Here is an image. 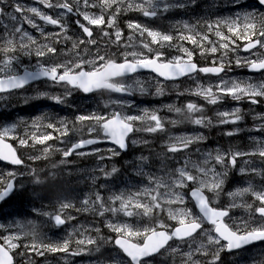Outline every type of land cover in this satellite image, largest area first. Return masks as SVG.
Masks as SVG:
<instances>
[{"label":"snow or ice","instance_id":"6c2138e0","mask_svg":"<svg viewBox=\"0 0 264 264\" xmlns=\"http://www.w3.org/2000/svg\"><path fill=\"white\" fill-rule=\"evenodd\" d=\"M190 2H194V0H190ZM39 3L44 8L61 11H57L56 15L53 16L36 6H21L20 3H16L12 13L9 15L12 24L0 25V93L22 89L30 82L45 78L55 85L61 87L68 86L85 94L107 91L109 93L134 96L136 94L134 87L128 83L127 78L140 69H147L165 81L177 80L184 76L191 77L194 73L219 77L214 84L204 86L198 83L196 88L191 91L192 95L205 99L211 105L222 102L225 97L234 101L247 98L253 105L260 102L257 98H264V81L253 83L251 81H238L231 78L225 79L221 76V73H226L230 70L231 58H228L227 61L225 60L228 57V53L240 50V46L237 45L238 40L245 41L242 50L250 53V56L255 58L236 59V66L247 67L250 72L264 73V53L257 54L253 51L255 49H264V0H255V5L251 8L248 6L247 0H229V5L234 11L229 13L227 17H221L215 21H198V24L204 25L205 31H200L196 26L191 24L184 25L189 34L185 35L181 32L179 39L181 41L186 40L193 46L200 47L201 54L209 52L213 56L211 66L202 67L193 61V52L183 46L177 48L179 52L183 53V56L164 59L165 53L161 49L165 46L169 48L173 46V34L150 28L138 22H128L127 27L132 32V35L127 37L128 43L126 45L122 43L124 32L117 24L119 15L134 10L141 12L146 18H156L158 15H164L172 9L187 7V3L183 2V0H176L175 3H165L163 0H160L159 3H157V0H146L145 3H140L139 0H136V2H133V0H100L99 5L94 0H39ZM5 5L10 7V0H0V16L7 13ZM96 7L100 8L99 14L87 11L89 8ZM25 12L32 15H25ZM16 13H19L20 16H17ZM105 13H107V16ZM70 14H75L81 17L82 21L87 22L85 24L81 22V19L75 21L77 27L82 30L83 37L70 35V26L64 21V17ZM32 16L37 17L39 21H43L47 25L54 26L59 31L51 34L45 33L41 25ZM21 20L40 32L45 42L39 43L23 27V23H17V21ZM89 25L92 27H89ZM241 27L243 31H241ZM93 29L98 30L100 39L96 38L97 33ZM225 29L226 32L224 31ZM145 33L151 42H145L144 39L139 40L138 43L144 51H126L121 54L123 60L113 59L106 52L101 51L102 43L105 47L114 44L117 47L126 46L132 48V42L135 37L139 36L143 38ZM213 33L221 41L218 46L216 41L211 39V34ZM53 37L54 39L48 42ZM104 37H107L106 41L103 40ZM68 41L72 42V48L77 50V55H80L82 52L91 55L92 58L81 57L77 61L57 63L49 66L37 65L34 71L25 69L23 75H17L12 71L13 64L17 59V53L30 56L35 52L37 57H44L47 54L56 55L58 48L55 45ZM205 42L210 47L205 48ZM153 45H159V48H154ZM81 46L84 47L81 48ZM221 50L223 51L217 59L216 54L221 52ZM185 56L187 59H184ZM129 57H132V59H129ZM140 92H144L143 86L140 87ZM163 93V88L158 87L156 89L157 95H163ZM40 95L53 100L57 104L66 103L65 97L62 95L48 96L47 93H40ZM66 95H71V92L67 91V88ZM112 103L117 105L128 104L131 107L130 102L119 99L113 100ZM186 108L190 114L188 119L194 125L208 127L213 123L211 119L203 115L193 118L191 114L203 111L196 103L188 102ZM168 110L177 113L182 111L181 108H174L172 105H168ZM217 116L219 124H236L244 118L242 110L239 107L230 111H218ZM261 119L264 120V117H261ZM39 121L40 118L38 117L33 122V125L36 127L41 126ZM173 123L175 124L176 122L173 121ZM140 124H143V126H139ZM76 125L86 126L89 138L79 139L72 142L69 147L57 149L62 152L64 158L61 163H71L67 158L73 154L79 156L99 154L101 152L99 148H91L88 152L78 150L104 142L116 146L115 148L110 147L107 149V152L110 153L107 158L111 159L127 151L130 134L136 132L154 134L165 130L162 117L157 112L148 110H144L143 115H133L117 110L109 114L102 112L87 115L79 114L73 122L74 128ZM43 126L52 129L53 132L45 134L32 133L26 134L25 137H16L15 125L3 127L0 130V161L17 166L24 164V160L18 155L13 145L6 142L9 139H18L19 144L23 147H33L36 144L46 145L48 141L55 138L54 133H59L61 137H64L68 136L70 132L68 124L64 121H61L60 126L51 121ZM254 131L264 133V123L255 125ZM233 134L231 130L226 133L229 136ZM203 139L202 134L177 136L168 145L167 152L173 154L182 152ZM250 139L252 138L250 137ZM255 139L264 140V136ZM131 143L136 144L137 141L132 140ZM49 151L50 146L43 148L45 158H47ZM257 154L264 161V145L253 149L251 152L237 150L231 153H221L217 151L214 157L212 153H206L205 164H209L212 159H215L217 164L225 167V171L217 172L214 167L198 168V171L202 173L201 177L193 175L186 167H178L174 171L170 170L165 174L167 180L164 177H157L156 174L151 173L148 174L149 185L154 184L155 187L145 186L140 190H130L128 193H114L108 198L111 202L110 204L106 203L103 195L97 191L94 201L85 198L82 201L85 207L77 208L76 210H92L101 217H105V214L109 212L112 213L113 217H116L120 213L126 217H133L140 215V213L134 212L131 209L143 208L144 215H148L153 208H161L162 203L169 205L184 204L185 194L182 190L189 188L192 184H198V186L190 188V195L195 200L199 215L187 208H180L175 211L169 210V217L176 221L175 225H167L161 222L155 227L145 226L143 228L130 223L108 220L105 226L115 233V236L106 240L101 236V239L107 244L114 245L115 248L123 253V256L115 264H153V260L149 259L150 257L161 254L162 249L178 251L183 244H187L189 248V251L183 253L187 258V264H222L221 254L223 252L226 251L238 257L247 251V246L257 242H264V185L259 189L249 185L227 193L234 201L229 207H236L235 198L243 197L245 194H251L254 202H258L243 205L249 210V219L245 220L242 226L236 227L231 226L228 220L225 219L226 217H230L229 208H217L213 206L215 202L211 197L206 195L205 190L219 196L223 191L225 177L228 174L225 161L227 160L228 165L235 167L239 157ZM105 158L102 154L98 155L99 160H104ZM169 158L175 159L174 156ZM30 159L39 160L41 157L33 156ZM137 159L140 162H146L148 157L141 155ZM164 167L166 165L162 164V168ZM98 171L102 172L105 177H110L117 173L119 169L112 167L109 172L104 167L98 166ZM245 171L249 170L241 169V172ZM250 171H259L262 177H264V170L253 168ZM140 174L144 175L142 172ZM14 175L16 173H9V176ZM30 175L35 177V171L33 170ZM209 175H211V179L207 178ZM91 179L95 182V178ZM35 182L40 183V180L36 178ZM13 188L14 185L11 182L0 188V202L8 197ZM161 188L166 189V191L160 192ZM176 189H180L181 191H177ZM154 192L156 194H153ZM139 197H150L151 203H143ZM117 202H119L118 207L116 206ZM90 205L92 206L91 209ZM96 205L98 207H95ZM73 207L75 205L69 202H61L60 204L61 210ZM42 215L47 216L49 214L42 213ZM257 217H259L258 220L256 219ZM68 218L72 219V217ZM50 219L54 221L56 226H62L66 223L63 211L50 216ZM205 225H210L211 227H206ZM94 231L100 233L99 228H94ZM23 234L25 236L31 235L32 241L30 244L23 246L25 252L18 253L20 255L27 256V253L31 252L43 256L45 252H59L78 256L91 254V249L88 246L92 245L96 246L95 250L97 252L100 251L98 241L91 236L77 239L76 244L81 247L71 250L69 240H64L57 244L43 243L38 240V232L34 225L27 227V230ZM83 234L82 232L81 235ZM199 237H205L206 243L203 241L197 242ZM20 238L19 233L0 236V241H3L0 243V264H15L13 251L21 247L17 242ZM170 241H177L179 243L173 248V245L169 243ZM193 244L196 245L195 248H193ZM197 254L208 259L206 261L197 259L195 258ZM124 257L127 259L125 260Z\"/></svg>","mask_w":264,"mask_h":264},{"label":"rangeland","instance_id":"374dc122","mask_svg":"<svg viewBox=\"0 0 264 264\" xmlns=\"http://www.w3.org/2000/svg\"><path fill=\"white\" fill-rule=\"evenodd\" d=\"M145 2H146V0H141V3H145ZM35 20L37 21V17L35 18ZM140 51H144V49L140 47ZM69 54H71V51H69ZM74 54H76V53H73V55ZM60 55H62V58H63L64 56L68 55V53L67 52H61ZM58 59H60L58 56L52 55V54H48V55L42 57L41 60L39 61V63L34 65V66H32L31 68H36L37 65L49 66V65H52V64H56ZM128 83L133 85L135 93H136L135 94L136 96H144V94H145V95H148L150 98L155 97V100H157L160 97V95L156 94V89L158 87L162 88V86H159L157 84L155 85L152 82L151 78H149V77H138L136 79H133V81H129ZM141 86H143V88H144V92L143 93L140 92V87ZM196 86H197V81L196 80H191L184 87L182 85H178V86L174 87L173 90H174V93H176V95H178V93L179 94L182 93L181 95L183 97H185L187 95L193 96L191 94V91L194 90L196 88ZM173 90H171V91H173ZM171 91H164L163 94L167 95ZM176 95H174V96H176ZM191 101L192 100H187V101L183 100L177 106L178 108H181L184 111V116L185 117L188 115L186 105H187L188 102H191ZM155 106L156 105L147 106V105H144V104H139L136 108H134L133 104H131V107H129L128 104H126V107H128V109H124L126 107H122V106H120V109L123 110L124 113L133 114V115H143L144 110L157 112V108L156 109L154 108ZM172 106L174 108H177L176 104H172ZM158 111H159L158 113H160V112L163 113L164 111H166V114H164V119L165 120L168 119V122L172 123L173 126L176 127L174 129V130H176L175 133L174 132L165 133L168 136V138H171L170 139L171 142L174 140L175 137L185 134V132L183 131L185 120L181 121V120H177L176 119V118L179 117V113H177L175 111H169L166 108L163 109V111L158 109ZM168 114H170V115H168ZM177 115H178V117H177ZM173 121H175L176 123L174 124ZM47 123L48 122H46V121H41L40 120L39 124L41 126L36 127V126L33 125V122L30 121V120L29 121L28 120L27 121L26 120H24V121H22V120H14V119L10 118L9 116H4L3 114H0V130H2L3 127H5V126L11 127L12 125H15V136L16 137H25L26 134H32V133L45 134V133L53 132L52 129H49V128H46V127L43 126V125H46ZM86 123H91V122H86ZM81 126L85 127L83 125H81ZM141 126H143V125L141 124ZM61 130H63V129L61 128ZM73 130H77L78 131V128H76V127L74 128L73 127ZM146 134H148V133L147 132H136L134 134V138L131 139V141L132 140H136L137 143L136 144H132L131 143V146L134 147L135 145L142 144L145 141H147V144H150L151 141L149 140V137H145ZM195 134H199V132H196L193 135H195ZM12 140H14L17 144L19 143L18 139H12ZM62 141H63V143H62ZM71 143H72V141H70L69 139L68 140H64L62 138H54L53 140L48 141L46 143V145H38V144H36L33 147H23V146H21L19 144L20 150L23 152V153H20V154L24 157V163L26 165H30L31 163L35 164L40 159L39 160H32V159H30V157L39 156V157H41V159H45V154L43 152V148L44 147L50 146L49 154L53 153V155L55 157H59V155L62 156V152L58 151L57 149H64V147L65 148L68 147V145H70ZM194 145L196 146V144H194ZM258 147L259 146H256L255 148H258ZM187 156H188L189 159H191L190 156H189V153H187ZM203 157H204V160H205V155H203ZM99 165L100 164L94 165V166H92L91 168H89L87 170L88 173H89L88 174L89 179L91 180L92 183H94V181L91 178H95V181H96V176H97L98 166ZM210 166L211 165H209V164H205L203 160H200L199 162L195 161V163H194V169H196V170H198V168H209ZM199 174L202 176V173L199 172ZM207 178L210 179L211 175H209V177H207ZM56 193H57V191L56 192L49 191V193L44 194V195L45 196L49 195L51 197H54L56 195ZM141 201L143 203H148V199L147 198H144ZM131 210H133V209H131ZM138 212L140 213L139 217H143L144 220H147L149 217H151V212L152 211L148 215H144V209L141 208V209H138ZM238 213H240V212H236V214H238ZM68 215H69V217H72V219L68 218L67 221L75 220V218L71 215L70 212H68ZM119 215L120 216H124L122 213H120ZM124 217H126V216H124ZM109 220H115L117 222L118 218H117V216L113 217V215L111 213ZM107 221H108V219H106V222ZM244 221L239 223L238 226H242ZM33 225L35 226L37 231H39L40 229L41 230L44 229L45 231L52 232V225L48 221H45V220H42V219H34L31 222V224H29L27 227H32ZM27 227H24L23 230L26 231ZM234 227H236V226H234ZM18 228L20 229L21 227L19 226ZM24 259H25V256L22 255L20 264H27L28 263V261L24 260ZM22 261H23V263H22Z\"/></svg>","mask_w":264,"mask_h":264},{"label":"trees","instance_id":"16d2710c","mask_svg":"<svg viewBox=\"0 0 264 264\" xmlns=\"http://www.w3.org/2000/svg\"><path fill=\"white\" fill-rule=\"evenodd\" d=\"M54 188L55 187H53L52 185H47L44 189L42 187H40V186H35V191H36L37 194L38 193L47 194V193H49V191L56 192L57 190H54ZM15 194H16V197L19 198L20 200H23L26 197V195L23 194V192L19 191V190Z\"/></svg>","mask_w":264,"mask_h":264},{"label":"flooded vegetation","instance_id":"af4514ba","mask_svg":"<svg viewBox=\"0 0 264 264\" xmlns=\"http://www.w3.org/2000/svg\"><path fill=\"white\" fill-rule=\"evenodd\" d=\"M113 49L115 50L114 53H116V54H118V55L121 54V52H122V50H121L120 47L114 46ZM101 51L106 52L108 56H109V55H112V54H111V50H109V49L101 48ZM118 60H122V57L119 56V57H118Z\"/></svg>","mask_w":264,"mask_h":264}]
</instances>
